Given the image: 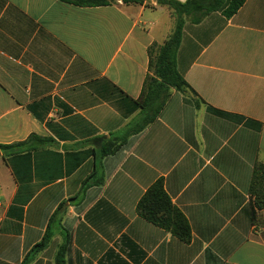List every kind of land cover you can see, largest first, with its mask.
<instances>
[{
    "label": "crops",
    "instance_id": "1",
    "mask_svg": "<svg viewBox=\"0 0 264 264\" xmlns=\"http://www.w3.org/2000/svg\"><path fill=\"white\" fill-rule=\"evenodd\" d=\"M110 1L0 0V264H57L64 244L66 264H264L250 192L264 165V0L186 20L177 69L197 95L172 89L124 141L175 17L158 0ZM159 180L190 243L137 212Z\"/></svg>",
    "mask_w": 264,
    "mask_h": 264
},
{
    "label": "trees",
    "instance_id": "2",
    "mask_svg": "<svg viewBox=\"0 0 264 264\" xmlns=\"http://www.w3.org/2000/svg\"><path fill=\"white\" fill-rule=\"evenodd\" d=\"M77 6L92 7L108 5L110 0H61ZM124 3H143V0H123ZM246 0H187L182 3L176 0H158L163 6H168L176 14L175 29L169 39L158 48L155 58L151 60L149 74L146 77L141 97L137 101L142 109L141 119L131 125L118 141H124L129 136L143 132L160 116L171 90L189 91L197 95L188 85L177 69V51L181 43L184 24L188 20L194 24L213 12L221 11L227 17H232L245 4ZM119 145L110 142L103 148V155L116 151ZM90 184L83 182V189ZM250 192L255 197L257 207L264 208V165H255ZM63 208V205L60 206ZM138 214L145 220L170 232L172 235L190 243L192 239L189 223L183 213L176 208L167 195L162 180L153 184L143 195L137 205ZM53 219V218H51ZM50 232H46L42 241L34 246L31 255H37L48 244ZM68 244L60 247L57 264H66L65 255Z\"/></svg>",
    "mask_w": 264,
    "mask_h": 264
},
{
    "label": "rangeland",
    "instance_id": "3",
    "mask_svg": "<svg viewBox=\"0 0 264 264\" xmlns=\"http://www.w3.org/2000/svg\"><path fill=\"white\" fill-rule=\"evenodd\" d=\"M173 17H175V23H176V14L175 13H173ZM188 19V18H187ZM160 47V46H159ZM157 51H158V49H157ZM157 51H156V53H157ZM156 53H155V56H156ZM155 56H154V58H155Z\"/></svg>",
    "mask_w": 264,
    "mask_h": 264
}]
</instances>
